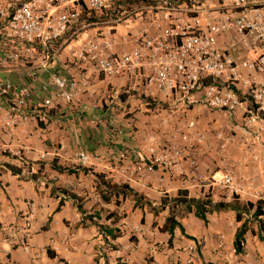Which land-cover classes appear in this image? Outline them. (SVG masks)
I'll return each mask as SVG.
<instances>
[{
  "label": "crops",
  "instance_id": "obj_1",
  "mask_svg": "<svg viewBox=\"0 0 264 264\" xmlns=\"http://www.w3.org/2000/svg\"><path fill=\"white\" fill-rule=\"evenodd\" d=\"M105 17L95 19L100 28L106 24ZM138 25L137 20H125L113 27L116 54L130 49L132 37L143 26L150 34L156 32L151 24ZM74 28L72 24L70 30ZM89 30H81L74 40L67 31L48 56H37L30 65H0V79L14 86L28 85L30 67H39L37 78L30 83L29 107L43 94L40 88L52 74L75 79L84 76L89 81L87 92L78 94L71 104L54 100L46 123L31 120L11 134L5 132L7 105L0 99V264H186L189 246L194 247L190 264H264V215L261 228L255 222L249 224L237 253L233 211H213L201 220L191 206L186 209L184 203L173 205L172 201L178 197L255 203L256 196L264 193V147L245 133L238 115L195 107L168 117L161 95L155 92L154 105L161 112L157 117L142 112L138 101H124L123 97L118 98L120 106L128 105L131 114L125 118L108 115L100 101L110 86L120 87L125 80L104 79L90 66L66 63L70 51ZM112 104L118 107L113 100ZM189 121L193 123L190 135L197 131L203 136L191 151L194 166L184 157L176 172L155 168L138 178L132 170L135 163L147 161L144 137L154 134L161 141L179 143L173 131H184ZM114 126L123 130L119 138L114 137ZM77 152L91 157L87 167L76 165ZM40 154H44L43 160H39ZM23 163L33 172L41 164L43 175L32 181L23 169L15 174L6 167L23 168ZM223 166L232 169L236 185L244 191L230 195L218 187ZM95 175L127 186L141 199L105 193ZM169 212L178 224L171 233L159 230ZM25 215H30L26 243L35 258L8 239L20 234ZM98 226L118 234L110 239Z\"/></svg>",
  "mask_w": 264,
  "mask_h": 264
},
{
  "label": "built area",
  "instance_id": "obj_2",
  "mask_svg": "<svg viewBox=\"0 0 264 264\" xmlns=\"http://www.w3.org/2000/svg\"><path fill=\"white\" fill-rule=\"evenodd\" d=\"M82 1L0 0V65H30L35 57L48 56L72 24L75 28L69 32L70 40L90 28L91 33L76 43L66 63L90 66L104 79L125 80L120 87L110 86L100 101L108 115L117 113L125 118L131 114L128 105L120 106L118 98L123 97L124 101H138L142 112L157 117L161 112L154 105L155 92L161 95L168 117L195 107L231 117L238 115L245 133L264 147V0H85L84 5ZM134 2L152 4L144 7L143 19L156 32L150 34L143 26L132 37L130 49L116 54L113 27L137 17L135 12L122 8L123 3ZM114 10L113 21L106 20L104 28H100V21L95 19ZM153 10L160 12V19L153 17ZM38 74V66L30 67L27 74L30 83ZM30 83L14 86L0 79V99L7 105L4 128L8 134L31 120L46 123L54 100L71 104L89 87L84 76L75 79L52 74L40 88L43 94L29 107ZM112 100L118 107L113 106ZM192 128L189 121L184 131H173L179 143L147 134L144 137L147 161L135 163L132 171L138 178L155 168L176 172L184 157L193 167L191 151L203 136L197 131L190 135ZM112 131L118 138L123 132L115 126ZM43 159L44 154H40L39 160ZM251 159L256 160V156L251 155ZM74 160L78 167H87L91 157L77 152ZM22 165L26 175L34 173L29 164ZM234 178L232 169L223 166L217 185L230 195L244 191ZM256 201L262 203L264 212V193L258 194ZM29 221L30 215H25L20 234L8 239L35 258L36 253L26 243ZM217 242L220 245V239ZM187 252L186 264H190L194 247L189 246Z\"/></svg>",
  "mask_w": 264,
  "mask_h": 264
},
{
  "label": "trees",
  "instance_id": "obj_3",
  "mask_svg": "<svg viewBox=\"0 0 264 264\" xmlns=\"http://www.w3.org/2000/svg\"><path fill=\"white\" fill-rule=\"evenodd\" d=\"M6 167L9 169L11 173H15V174H20L22 170V168H14L10 165H6ZM41 169L42 166L41 164H39L37 171L32 174L26 175L27 178L32 181L37 180V178L43 175ZM95 177L98 179L99 184L103 187L105 193L114 192L115 194L120 193L121 195H125V194L131 195L135 199V201L141 199L137 194L133 193L125 185L122 184L115 185L113 183H110L107 180H104L101 175H95ZM61 194L66 195L65 192H62ZM103 199L106 200V198ZM172 201H173V205L179 202L184 203L186 209H189V206H191L195 216H197L201 220H204L205 215L211 214L213 211H219V210L233 211L235 223L237 224V228L234 234L233 247H234V251L237 253L241 252V243L243 241V236L249 227V224L255 222L256 224H258V226H260V228L262 225V216L264 215V212L262 211V203L260 201H256L255 203H250V202L240 203L234 200L231 203H222V202L212 203L207 198L201 200L199 199L181 200L178 197L173 199ZM78 210H80V206H78ZM247 216H249V218H247ZM98 227L99 229H101L102 233L108 236L110 239H114L118 234L117 230L108 229L107 227H102V226H98ZM174 227H178V224L174 220L173 212H169L168 216L165 218L164 224L159 228V230L171 233ZM261 239H264V234L263 236H261ZM46 254L47 256L50 257V253H48V251L46 252Z\"/></svg>",
  "mask_w": 264,
  "mask_h": 264
},
{
  "label": "rangeland",
  "instance_id": "obj_4",
  "mask_svg": "<svg viewBox=\"0 0 264 264\" xmlns=\"http://www.w3.org/2000/svg\"><path fill=\"white\" fill-rule=\"evenodd\" d=\"M147 5H152L150 2H141V3H137V2H134V3H123L122 4V8L126 11V12H128V11H133V12H135L137 15V17H132L131 19H130V21H133V22H136V20L139 22V25H141V23L142 24H145V20L143 19V16H144V14H145V6H147ZM115 11L116 10H114V12H112V13H109V14H107L106 15V17H105V20H107V21H109V22H112L113 21V19L115 18ZM116 15H118V14H116ZM152 15H153V17L154 18H158V19H160V12L158 11V10H153V13H152ZM121 22H119V23H115V24H120ZM115 24H109V26H114ZM139 25H138V27H139ZM141 28V27H140ZM139 28V29H140ZM138 29V28H137ZM138 29V30H139ZM64 38V37H63Z\"/></svg>",
  "mask_w": 264,
  "mask_h": 264
}]
</instances>
